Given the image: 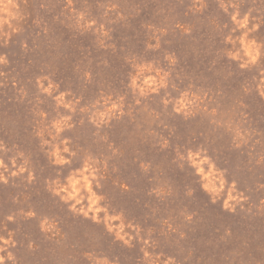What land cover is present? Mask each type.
<instances>
[{"label": "rangeland", "instance_id": "obj_1", "mask_svg": "<svg viewBox=\"0 0 264 264\" xmlns=\"http://www.w3.org/2000/svg\"><path fill=\"white\" fill-rule=\"evenodd\" d=\"M0 264H264V0H0Z\"/></svg>", "mask_w": 264, "mask_h": 264}, {"label": "clouds", "instance_id": "obj_2", "mask_svg": "<svg viewBox=\"0 0 264 264\" xmlns=\"http://www.w3.org/2000/svg\"><path fill=\"white\" fill-rule=\"evenodd\" d=\"M59 162H63V161H59ZM73 187H74V185H73ZM74 190H75V188H74ZM227 206V205H226Z\"/></svg>", "mask_w": 264, "mask_h": 264}]
</instances>
